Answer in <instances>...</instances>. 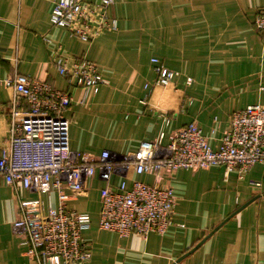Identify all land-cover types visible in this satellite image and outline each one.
<instances>
[{
    "label": "crops",
    "instance_id": "0c3cea01",
    "mask_svg": "<svg viewBox=\"0 0 264 264\" xmlns=\"http://www.w3.org/2000/svg\"><path fill=\"white\" fill-rule=\"evenodd\" d=\"M55 1L0 0V155L13 95L5 80L15 75L70 93L69 147L94 155L134 151L140 141L191 121L217 147L233 111L264 107V36L252 25L264 0H115L109 15L117 30L89 43L50 24ZM59 55L67 63L94 62L104 83L90 89L69 83L54 65ZM151 57L178 73L170 85L145 87L155 78ZM127 177L155 181L132 170ZM169 183L172 224L146 238L98 227L104 186L98 177L70 199L68 206L90 215L83 237L91 257L83 264H264V164L242 178L221 165L179 169ZM49 198L57 202L54 193ZM35 199L49 203L46 194L0 177V264H38L12 225L20 202Z\"/></svg>",
    "mask_w": 264,
    "mask_h": 264
},
{
    "label": "built area",
    "instance_id": "2783aa9c",
    "mask_svg": "<svg viewBox=\"0 0 264 264\" xmlns=\"http://www.w3.org/2000/svg\"><path fill=\"white\" fill-rule=\"evenodd\" d=\"M115 0H56L50 24L64 28L71 36L91 42L107 31H116L117 19L109 15ZM252 25L264 36V10ZM155 78L145 87L170 85L178 73L151 57ZM54 65L74 86L96 88L104 80L94 62L86 59L67 63L60 55ZM187 83L191 78L186 79ZM12 88L7 144L0 155V177L11 186L31 193H54L57 202L45 208L39 199L21 201L13 221L26 253L38 264H83L91 251L83 237L90 227V215L68 206V201L83 195L98 177V227L119 236L150 233L163 235L172 224L176 197L169 181L179 169L195 171L213 165L225 167L244 177L256 164H264V107L247 105L233 111L221 133L217 147L209 142L195 121L166 135L160 131L151 140L140 141L134 151L99 155L69 147V120L64 113L72 103L68 91L48 83L15 75L5 80ZM153 174L146 183L129 179ZM118 179V180H115Z\"/></svg>",
    "mask_w": 264,
    "mask_h": 264
}]
</instances>
